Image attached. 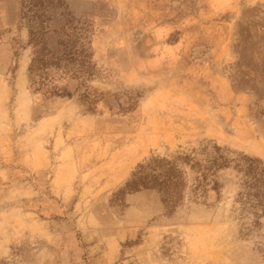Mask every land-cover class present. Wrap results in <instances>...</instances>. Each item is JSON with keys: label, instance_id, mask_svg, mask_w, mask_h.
Wrapping results in <instances>:
<instances>
[{"label": "rangeland", "instance_id": "1", "mask_svg": "<svg viewBox=\"0 0 264 264\" xmlns=\"http://www.w3.org/2000/svg\"><path fill=\"white\" fill-rule=\"evenodd\" d=\"M40 20L51 46L89 41L69 92L48 99L27 72ZM67 25L86 34L52 32ZM253 70L264 0H0V264H264V213L232 166L173 211L155 190L123 192L138 163L206 144L264 162Z\"/></svg>", "mask_w": 264, "mask_h": 264}, {"label": "trees", "instance_id": "2", "mask_svg": "<svg viewBox=\"0 0 264 264\" xmlns=\"http://www.w3.org/2000/svg\"><path fill=\"white\" fill-rule=\"evenodd\" d=\"M45 20L30 25L28 28L29 43L32 46V56L27 65L29 88L32 93L40 94L45 99L58 94L69 92L70 81L76 79L80 70L70 71V65L87 63V41L79 43L77 40L60 39L51 46L47 43L49 29L45 27ZM78 32L76 39L86 34L83 26L67 25L64 29L57 28L52 32L65 36ZM261 71V72H260ZM253 70L254 74L264 75V70ZM263 71V72H262ZM59 73V76L56 75ZM86 95H82L85 98ZM92 110L93 100L88 105ZM201 153L204 157L198 158ZM186 166L193 174L190 181L186 176ZM232 166L241 175V190L238 195L253 216L259 217L264 213V162L258 157L237 154L229 158L226 149L216 144H206L198 151L178 155L171 159L160 156H151L138 163L125 181L123 192L131 193L140 190H155L160 194L163 205L173 211L187 197L199 201L204 199L208 192L218 193L220 184L215 178L220 169ZM136 244L135 242H130ZM127 244V243H126Z\"/></svg>", "mask_w": 264, "mask_h": 264}]
</instances>
